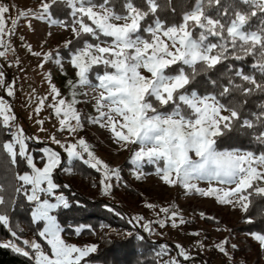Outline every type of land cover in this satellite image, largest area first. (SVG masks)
I'll list each match as a JSON object with an SVG mask.
<instances>
[{
    "label": "snow or ice",
    "instance_id": "obj_1",
    "mask_svg": "<svg viewBox=\"0 0 264 264\" xmlns=\"http://www.w3.org/2000/svg\"><path fill=\"white\" fill-rule=\"evenodd\" d=\"M62 8L70 19L56 18ZM29 17L70 29L78 41L85 36L94 41L83 39L82 46L69 52L76 77L67 81L71 99L62 97L51 73L46 75L52 99L47 107L58 119L59 131L75 137L83 129L84 115L77 105L86 101L78 99L81 93L77 89L90 88L97 93L91 97L96 115L87 116L88 122L107 129L113 143L121 148L138 146L129 161L137 180L154 174L165 185L181 186L186 194L214 197L217 203L238 207L245 214L256 198L264 199V0H182L179 4L174 0H42L38 13L17 10L15 17L10 16L8 5L0 3V57L7 58L10 38L22 19L31 27ZM71 44L68 40L64 47ZM27 49L41 56L30 44ZM249 57L250 71L233 63ZM42 59L45 63L52 60L53 53L43 54ZM55 62L63 68L59 56ZM38 67L43 68L44 63ZM94 68L102 71L93 73ZM201 76L205 77L199 82L203 92L193 86ZM0 88L8 97L15 95V81L7 82L2 70ZM49 96L36 98L37 115ZM253 97H260L256 110L246 111ZM16 119L11 104L0 96V127L11 132L9 140L0 142V156L7 158L9 170L21 162L29 169L12 171L11 178L0 176V226L10 237L0 242V248L24 256L31 264H91L88 258L97 253L98 246L68 243L63 238L66 229L56 214L72 206L63 192L57 194L61 185L53 178L63 163L61 153L42 147L43 166L38 167L28 141L41 142L40 138L26 135ZM36 123L40 131H46L43 120ZM241 132L251 135L258 151L218 147L222 137ZM49 139L63 149L69 165L82 161L100 173V191L105 196L112 194L113 181L121 179L120 169L97 157L86 139L61 141L55 135ZM145 165L153 166V173H145ZM63 170L67 173L72 168ZM201 182L208 187H200ZM21 201H26L29 223L35 226L32 239L23 237L24 228L18 222L11 223V214ZM105 207L124 219L121 213ZM174 208L161 207L157 216H164L155 223L160 227L171 223L173 228L191 223ZM258 214L264 218V208ZM127 222L147 232L153 230V222L145 223L143 216H132ZM246 222L255 221L246 216ZM68 228L77 236L85 229L94 231L85 224ZM249 235L264 249V234ZM135 238L143 239L139 235ZM227 243L215 247L228 255ZM199 246L203 248L202 243ZM176 249V257L160 264H181L178 257L192 261L183 246L177 244ZM168 252L167 245H161L157 255L163 257Z\"/></svg>",
    "mask_w": 264,
    "mask_h": 264
},
{
    "label": "rangeland",
    "instance_id": "obj_2",
    "mask_svg": "<svg viewBox=\"0 0 264 264\" xmlns=\"http://www.w3.org/2000/svg\"><path fill=\"white\" fill-rule=\"evenodd\" d=\"M42 0H0V3L8 5L10 8V16L15 17L17 10H32L38 13L40 10V4ZM31 20V27L28 26V20L22 19L16 29V32L10 38L11 49L7 53V58L0 57V70L5 75H10L15 81V95L11 97V104L13 112L17 117L15 123L23 128L24 133L28 136H38L41 142L35 143L41 144L43 147L50 146L54 150L61 153L62 161L67 162V155L55 143L49 139L51 135H55L58 140L69 139L75 142L76 139L83 137L86 141L93 146V150L97 157L106 162L110 167H118L120 174L125 171L130 177L132 182L139 187L146 200L138 201L137 197L129 199L127 205V213L130 216H143L144 222L152 221V231H145L140 225H134L139 229L144 230L150 238L160 241L158 245L160 251L161 245H167L169 252L166 257L177 256L176 245L180 244L186 250H188L190 256L194 258L198 253H202L205 257L212 260V264H227L228 261H233L232 253L229 252V243L235 245V250H238L243 246L242 238L247 236L255 244H259L251 235L242 234L238 231H234V228L243 225L242 216L244 213L237 207L233 208L231 205H221L217 203L214 197H202L198 194H186L185 190L181 186H168L165 185L156 175H146L143 179L137 180L133 173V166L130 164L131 154L137 149V145H127L126 149L121 148L119 145L113 143L111 133L101 128L97 124H92L90 128H84L79 131L75 137H70L67 131L61 132L58 130V119L52 115V110L47 107L52 103L51 96H49V84L46 79V75L51 73L52 83L60 90L62 97L71 99L70 88L67 84L68 80H75V70L69 63V58L60 51L65 48L66 41L75 39L70 29H66L59 25H51L47 21L38 20L29 17ZM10 27V20L8 22ZM50 33V35H49ZM21 37L24 39L21 40ZM7 39V37H6ZM31 45L33 51L41 53L40 57L32 55L28 51L27 45ZM3 50V49H0ZM51 52L53 53V59L44 62L43 54ZM59 56L61 58L63 68L57 65L55 58ZM19 61V64H17ZM44 63V67H38L39 64ZM14 66V69L11 66ZM81 95L78 97L82 102V108L79 111L85 110L90 115H96L93 105L94 100L92 96L97 93L93 92L90 88L77 89ZM87 92L88 95L84 96L83 93ZM49 96L45 103V108L37 115L34 112L37 106V97ZM37 120H43V128L46 131H40V125L36 123ZM95 140L104 145V149L99 148L98 144H93L92 140ZM29 142V141H28ZM74 162V161H73ZM68 163V167H72ZM62 163V164H63ZM150 165L144 166L145 173H153L154 169L146 168ZM39 167V166H38ZM153 167V166H152ZM75 175L73 172H67V179H71ZM118 186V181H113V188ZM202 188H207L206 182L199 184ZM112 188V190H113ZM96 191V189H92ZM155 204L156 207L149 209L147 204ZM175 206L174 210H178L186 219L191 223L186 225H180L176 228L168 223L165 227H160L155 221L159 218H163L164 214L160 213L157 216L161 207ZM211 217L216 224L221 226L208 225L205 221L206 218ZM115 228H111L109 233H116L113 231ZM116 230V229H115ZM198 232V236H194L191 233ZM29 237L27 239H32ZM63 238L71 244L78 246H84L92 243L79 242L76 239L64 236ZM227 241L225 245L228 255L222 254L215 245ZM203 244V248L199 245ZM260 245V244H259ZM182 260L183 257H178ZM238 261L242 262V259ZM253 264H257L254 260Z\"/></svg>",
    "mask_w": 264,
    "mask_h": 264
},
{
    "label": "trees",
    "instance_id": "obj_3",
    "mask_svg": "<svg viewBox=\"0 0 264 264\" xmlns=\"http://www.w3.org/2000/svg\"><path fill=\"white\" fill-rule=\"evenodd\" d=\"M182 0H174V3H181ZM179 11V8H178ZM67 10L62 8L57 14L56 18L60 20H68ZM255 23V21H253ZM83 39H87L90 42H94L91 37L85 36L81 40L76 38L72 41L69 48H63L62 51L67 58H69L70 50H74L76 47L82 46ZM237 66H243L246 71H250L248 67L252 63V58L249 57L244 61H234ZM96 71H102L100 68H94L93 73ZM215 75V74H214ZM6 81H13L10 75H5ZM94 79V76H93ZM205 77H198V83L193 85L199 91L203 92L205 89L202 84ZM210 90V89H209ZM0 96L8 102H11V97L6 95L5 89L0 88ZM260 97H253L252 100L246 105V111H255V104L259 101ZM78 110L82 108L81 103L77 105ZM81 110V109H80ZM84 115V128H90L91 123L88 122L87 116L89 113L85 110L82 111ZM11 138L7 133V129L0 127V142L7 141ZM93 144H98L99 148L104 149V145L99 143L93 138ZM30 151L35 157L37 166L42 167L43 162L40 160V149L43 147L41 144L29 141ZM220 149L225 148H240L241 150L251 149L258 151L259 146L254 144L250 134L244 132L241 133H229L227 136L222 137L218 142ZM68 163L64 162L60 168H58L53 178L56 183L61 185L57 190V194L63 192L69 199L71 207L68 209H61L56 214L59 222L65 227L66 231L63 234L70 238L76 239L83 243H92L98 246V251L92 254L88 259L91 264H160L161 260H166V257L158 256L160 241H156L149 237V235L142 229L137 228L133 224H129L127 220L130 216L127 213V205L129 199L137 197L138 201H145L146 197L143 195L142 190L137 187L125 171L121 172V179L118 181V186L114 187L112 194L105 196L100 191L99 180L101 178L100 173H97L94 169H91L82 161H74L72 165V172L75 175L71 179H67V173L63 170L68 167ZM148 169H153L152 166H147ZM10 169L9 162L6 157L0 156V176H6L11 178L12 171H19L23 173L28 171V167L25 163H19L15 169ZM69 185V187H63ZM95 185V186H94ZM96 189V191H92ZM76 201L80 202V206L76 205ZM111 207L115 212H119L123 215L124 219L115 215L114 212H109L105 207ZM264 208V199L256 198L253 205L250 206V210L247 214L242 216L243 225L234 228V231H238L242 234H249L251 232H260L264 234V218H262L258 212L259 209ZM247 217H253V223L246 222ZM29 208L26 201H21L19 206L11 214V223L15 225L17 222L24 228L23 237L29 238L34 236L35 226H31L29 223ZM206 223L210 226L216 224L213 220L205 219ZM91 225L94 231L85 229L79 236H77L72 229L68 228V225ZM100 224H106L110 227L100 228ZM111 228L116 229V233H109ZM133 233L132 236L126 235V233ZM139 235L143 239L139 240L135 237ZM9 233L3 227L0 226V242L8 240ZM243 246L238 250H233L229 243L232 253L233 261H228L227 264H253L254 260L257 264H264V249L259 244H255L247 236L242 238ZM242 259V262L238 261ZM181 264H212L210 258L205 257L204 254L198 253L191 262L180 260ZM0 264H31V261L22 255L14 254L12 251L0 248Z\"/></svg>",
    "mask_w": 264,
    "mask_h": 264
},
{
    "label": "built area",
    "instance_id": "obj_4",
    "mask_svg": "<svg viewBox=\"0 0 264 264\" xmlns=\"http://www.w3.org/2000/svg\"><path fill=\"white\" fill-rule=\"evenodd\" d=\"M11 68H13V69H14V66L12 65V66H11ZM7 133H8V135H10V136H11V132H10V130H8V129H7Z\"/></svg>",
    "mask_w": 264,
    "mask_h": 264
}]
</instances>
